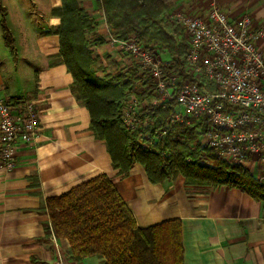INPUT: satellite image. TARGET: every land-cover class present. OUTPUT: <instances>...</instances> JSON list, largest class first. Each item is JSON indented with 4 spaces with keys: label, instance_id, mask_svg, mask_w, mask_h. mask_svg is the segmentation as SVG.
Here are the masks:
<instances>
[{
    "label": "crops",
    "instance_id": "1",
    "mask_svg": "<svg viewBox=\"0 0 264 264\" xmlns=\"http://www.w3.org/2000/svg\"><path fill=\"white\" fill-rule=\"evenodd\" d=\"M165 1L168 13L196 17L205 16L213 3L230 19L249 10L259 16L246 13L253 26L264 28V0ZM245 1L249 3L243 9ZM77 2L97 23L96 35L106 40L109 30L97 0ZM9 4L18 7L12 26ZM60 4L0 0V23L12 38L9 48L1 33L0 50L4 44L13 55L11 71L0 67L2 93L11 99H34L39 117L35 140L16 148L15 166L7 170L0 162V264H56L59 258L65 264H104L97 257L72 259L68 241L53 235L45 211L47 198L101 174L111 180L139 228L180 221L183 264H264V201L235 187L189 185L179 174L152 183L138 163L125 176L112 167L104 141L91 130L88 110L71 91L72 76L59 56L60 19L53 10ZM35 7H42L38 16L30 15ZM258 46L264 53V40ZM94 51L111 52L106 44ZM245 169L255 178L264 172V164L251 163Z\"/></svg>",
    "mask_w": 264,
    "mask_h": 264
},
{
    "label": "trees",
    "instance_id": "2",
    "mask_svg": "<svg viewBox=\"0 0 264 264\" xmlns=\"http://www.w3.org/2000/svg\"><path fill=\"white\" fill-rule=\"evenodd\" d=\"M97 6L111 35L119 39L135 37L145 49L168 57L170 69L180 80L189 77L183 70L187 44L180 38L178 27L166 21L169 5L165 0H97ZM53 14L60 19L59 56L72 76L71 91L88 110L91 130L104 141L112 167L119 174L127 175L138 163L152 183L179 174L189 185L235 187L264 201V185L244 167L230 165L195 143L197 133L193 128L175 124L157 136L174 109L173 100L141 106L138 117L143 123L139 131L150 132L156 142L152 149L138 145L136 133H128L120 117L123 99L138 81L136 69H130L128 76L118 73L98 77L91 49L106 41L96 35L97 23L77 0H61ZM2 25L3 38L11 48V35ZM149 93L150 88L136 93L139 103H144ZM198 127L204 131V125ZM202 152L204 158L199 157ZM208 159L214 161L213 166L208 165ZM45 211L53 235L68 241L76 261L97 257L103 258L104 264H183L180 221L139 228L104 174L47 198Z\"/></svg>",
    "mask_w": 264,
    "mask_h": 264
},
{
    "label": "built area",
    "instance_id": "3",
    "mask_svg": "<svg viewBox=\"0 0 264 264\" xmlns=\"http://www.w3.org/2000/svg\"><path fill=\"white\" fill-rule=\"evenodd\" d=\"M166 21L178 27L187 44L183 70L189 77L184 80L170 69L169 59L145 49L135 37H106L112 54L125 65H135L150 88L144 103L137 100V92L123 99L120 117L125 130L136 133L138 145L152 149L156 138L139 131L143 121L138 110L145 103L173 100L174 109L158 137L172 125H184L197 133L195 143L230 165L264 164V53L258 46L264 28L253 26L246 13L230 19L215 3L205 16L172 12ZM38 127L36 101L11 99L0 87V162L5 169L15 166L17 146L31 144ZM255 179L264 185V172L256 173ZM56 264L65 263L59 258Z\"/></svg>",
    "mask_w": 264,
    "mask_h": 264
},
{
    "label": "rangeland",
    "instance_id": "4",
    "mask_svg": "<svg viewBox=\"0 0 264 264\" xmlns=\"http://www.w3.org/2000/svg\"><path fill=\"white\" fill-rule=\"evenodd\" d=\"M22 1V0H21ZM8 4V0H2V4ZM12 3V2H11ZM248 1H245L243 2V9H245L248 5ZM9 7V10H11L9 12V15H11V18L9 19V24L12 26V16L16 14V12L14 11L15 8H18L16 6H13L11 4L8 5ZM26 7L24 6V9ZM41 8L42 7H35L34 10H35V13L33 14H30V15H36L38 16V14L40 13L41 11ZM249 11V10H248ZM248 11L246 10H243L242 14H245V13H249ZM251 16L255 17L256 15L251 13H249ZM259 18V16H256ZM34 21V20H33ZM3 25L0 23V43H2V39L1 38V33H4V29H3ZM106 41V40H105ZM1 50H0V60H1V64H0V67L2 69V71L4 72H7V71H11V68H12V54L9 52L8 53V50H6V48L3 46L4 44H1ZM94 48L93 47L91 49V56H92V59H93V69L95 70L96 72V75L98 77H113L115 76L116 74L118 73H123L125 75H129L130 74V69L132 68H135V65H125L124 62H122L118 57L117 55L115 54H112L111 55V52H105V51H102L100 52L99 54H95V51H94ZM21 62V61H20ZM11 66V68H10ZM142 76L139 75V71H137L136 69V78L138 79L137 83L135 85L132 86V89L131 91L128 93V95L132 94V93H138L140 91H143L144 89H147L148 85L146 83L143 84V81L141 79ZM211 159V157H209ZM208 159L209 161H206L208 163V165L210 164L211 166L214 165V161ZM204 163L205 165L207 163L205 162H202Z\"/></svg>",
    "mask_w": 264,
    "mask_h": 264
}]
</instances>
